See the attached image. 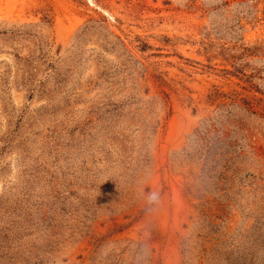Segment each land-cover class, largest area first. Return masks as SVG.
Returning a JSON list of instances; mask_svg holds the SVG:
<instances>
[{
    "label": "rangeland",
    "instance_id": "obj_1",
    "mask_svg": "<svg viewBox=\"0 0 264 264\" xmlns=\"http://www.w3.org/2000/svg\"><path fill=\"white\" fill-rule=\"evenodd\" d=\"M0 264H264V0H0Z\"/></svg>",
    "mask_w": 264,
    "mask_h": 264
}]
</instances>
